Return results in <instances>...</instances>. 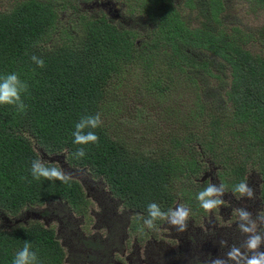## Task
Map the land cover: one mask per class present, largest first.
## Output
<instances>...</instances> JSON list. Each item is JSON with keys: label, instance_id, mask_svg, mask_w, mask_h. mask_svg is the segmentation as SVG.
<instances>
[{"label": "trees", "instance_id": "1", "mask_svg": "<svg viewBox=\"0 0 264 264\" xmlns=\"http://www.w3.org/2000/svg\"><path fill=\"white\" fill-rule=\"evenodd\" d=\"M137 1L135 5L150 20L149 40L141 43L134 32L119 31L106 24L104 17L80 16L77 23H62L58 13L71 0H19L0 11V77L16 73L28 86L21 94L25 112L18 113L14 105H0V211L14 214L24 207L60 200L76 213H85L88 201L76 181L71 180L69 186L32 179L31 162L37 159L32 143L46 154L64 151L70 166L86 168L93 178L101 179L121 205L140 214L142 221L152 202L165 212L176 201L190 215L200 212L196 196L206 188L205 182L198 181L200 157H209L213 165L221 166V184L232 192L243 180L248 163L256 164L264 186V53L251 54L224 33L188 27L180 13L163 0ZM200 1L185 0L184 6L191 9ZM252 1L264 5V0ZM204 4L209 20L219 26L220 0H204ZM195 51L228 66V84L211 71L207 60L194 56ZM161 52L167 58L166 68L161 66L154 79L146 73L140 75L145 80L140 87L138 80L137 95L145 92L156 97V104L164 103L171 89V82L164 79L172 71L188 75L191 70L194 75L213 78L228 106L212 109L202 97L200 85L185 76L179 83L195 86L192 117L199 125L182 133L190 121L186 115L174 113L172 124L179 123V127L160 139L164 144L159 149L144 152L118 134L113 122L121 108L114 106H119L121 90L131 84V69L141 63L156 69L150 66V59ZM32 55L42 58L45 66L37 67ZM97 113L102 124L92 131L99 137L98 143L75 145V124ZM90 130L84 129L85 134ZM78 147H84L86 153L79 160L72 156ZM25 241L32 243L39 264H63L64 253L53 229L38 222L0 228V264H12Z\"/></svg>", "mask_w": 264, "mask_h": 264}, {"label": "rangeland", "instance_id": "2", "mask_svg": "<svg viewBox=\"0 0 264 264\" xmlns=\"http://www.w3.org/2000/svg\"><path fill=\"white\" fill-rule=\"evenodd\" d=\"M19 0H0V11ZM138 2L137 0H135ZM134 0H71L67 9L58 13L59 20L77 23L80 16L88 19L104 17L106 24L117 30H130L136 34L135 40H149L150 20L142 9L135 5ZM141 1L139 0V3ZM165 5H171L180 13V18L187 26L204 27L212 33H224L230 40H237L243 45L242 49L251 54L264 53V5L252 0H220L221 12L219 14V26L208 18L207 7L204 0L196 2L189 9L184 6L185 0H163ZM138 3V4H139ZM69 22V23H70ZM71 29V27H69ZM242 40V42H240ZM194 56L207 60L211 71L220 74L229 80V68L213 56L202 51L193 52ZM152 67L145 68V63L134 66L131 69L129 81L119 96L121 111L115 113L113 124L118 129L120 136L132 145H139L138 149L151 152L159 149L164 142L167 133L179 127V123L172 124V116L176 113L179 117L186 115L189 123L182 127V133L192 130L191 126H198L192 112L195 109L194 85L190 87L187 82L179 83L185 76L195 80V85L201 87L202 97L214 110H220L228 104L224 102L219 85L213 78L205 75H194L187 70L188 75H179L172 71L164 80L170 83V93H167L164 103L156 104V97L148 96L145 92L137 95L135 87L140 79V87L145 78L140 75L149 74L154 79L160 67L166 68L167 58L164 52L154 55L150 59ZM168 63L170 61L168 60ZM129 68H125L127 71ZM145 74V75H146ZM114 85L116 83L114 82ZM113 85V86H114ZM134 85V86H133ZM109 87V90L113 89ZM117 89L112 92V98L116 100ZM165 108V112L163 107ZM110 107H113L110 106ZM111 111H109V114ZM194 114V113H193ZM170 115V117H169ZM169 117V118H168ZM108 121V120H105ZM126 141V142H127ZM37 154V159L42 158L50 163H58L66 172H70L72 180L76 181L89 204L85 214L73 213L63 201L44 202L39 205L24 207L14 214H6L0 211V228L10 229L19 224L38 222L44 227H51L54 236L64 251L63 264H211V259L217 257L227 261L226 253L233 244L243 250L247 234L239 231L237 209L244 208L251 213V220L257 225V233L264 236V201L261 197V181L256 169V164L248 163L245 168L244 181L253 187L255 197L248 199L224 191L220 197L224 203L212 212L201 209L200 212L189 215L188 228L184 233L176 232L175 228L166 221L159 229L153 230V238H146L140 242L139 234L128 230L132 215L116 199H113L106 191L99 178H93L86 168L70 166L65 160V152L43 153L32 143ZM201 172L198 181L211 183L219 187L221 180L219 172L221 166L214 167L209 157H200L198 160ZM181 204L176 201L171 209ZM184 205V204H183ZM185 206V205H184ZM194 217V218H192ZM192 218V220L190 219ZM226 241V243H221ZM259 251L264 252V244ZM227 264H233L227 261Z\"/></svg>", "mask_w": 264, "mask_h": 264}, {"label": "clouds", "instance_id": "3", "mask_svg": "<svg viewBox=\"0 0 264 264\" xmlns=\"http://www.w3.org/2000/svg\"><path fill=\"white\" fill-rule=\"evenodd\" d=\"M30 58L37 67L43 68L45 66L42 58L36 55H32ZM27 87V84L22 82L16 73L0 77V105H14L18 113L25 112L27 106L22 101L21 94L27 91ZM101 124L100 113L95 116L81 118L75 124V130L72 133L73 143L80 146L98 143L99 137L92 130L100 127ZM86 128L91 130L85 134L84 129ZM85 154V148L78 147L72 153V156L74 159L79 160ZM30 173L32 179L36 181L43 178L48 181H60L70 186V181L72 180L71 173L64 171L58 163H50L42 158L31 162ZM21 180H27V177H21ZM28 182L31 183V181ZM224 187L223 184L217 187L208 183L207 187L196 196L199 206L209 213L219 208L224 203L220 199L224 194ZM233 192L239 194L240 197H247L248 199L255 197V190L247 181H241L234 185ZM236 211L241 221L239 231L247 234V239L244 241L243 250L235 244L231 246L226 253L227 261H231L233 264H264V252L259 251L261 245L264 244V236L257 233V225L251 220L250 212L244 208H239ZM147 213V218L143 220V226L139 229L141 232L144 231V227L150 230L155 229L157 221H166L178 233L187 231L190 211L184 205H179L174 210L169 209L165 212L161 210L157 203L152 202L147 205ZM260 219L264 220V216H261ZM221 243H226V241ZM32 247V243L25 241L22 249L15 254L12 264H39L37 254L32 251ZM227 261L217 257L211 259V264H227Z\"/></svg>", "mask_w": 264, "mask_h": 264}, {"label": "flooded vegetation", "instance_id": "4", "mask_svg": "<svg viewBox=\"0 0 264 264\" xmlns=\"http://www.w3.org/2000/svg\"><path fill=\"white\" fill-rule=\"evenodd\" d=\"M215 168L217 167V166H214ZM258 171V170H257ZM244 175H245V173L243 174V180L242 181H244ZM258 175H259V177H260V181H261V197H262V200L264 201V186H263V180L261 179V176H260V173L258 172ZM101 180V179H100ZM102 181V180H101ZM203 182H205V180L203 181ZM102 184H103V186L105 187V189H106V191L110 194V196L113 198V199H116L117 201H119L117 198H115L112 194H111V192L108 190V188H107V185L102 181ZM206 184V187H207V183H205ZM81 188V187H80ZM81 190H82V193H83V196H84V199L86 200V201H88V199L86 198V196H85V194H84V192H83V189L81 188ZM226 190V192H230V193H232V194H234V195H237V193H233L230 189H226V188H224V191ZM60 201V200H59ZM64 202V201H63ZM120 202V201H119ZM66 204H67V202H65ZM89 204V201H88V203L85 205V206H87ZM121 204V203H120ZM68 205V207L70 208V210L73 212V213H75V214H85V213H76L77 211H75L69 204H67ZM121 207L122 208H124V209H126L128 212H130V215H132V219L130 220V222H129V225H128V230H133V231H135L136 233H138L139 234V236H138V238H137V240H139L140 239V242L141 241H143V240H145L146 238H148L149 237V239H154L153 238V230L154 229H148V228H146V227H144V231L143 232H141V231H139V229L143 226V221H142V219H140V214H138V213H136V212H134V211H132V210H130V209H127V208H125V207H123L122 205H121ZM85 209H86V207H85ZM85 212H86V210H84ZM190 215V214H189ZM190 217V216H189ZM192 218H194V217H192ZM192 218H190L191 220H192ZM163 222L164 221H160V223H156V228L155 229H159L160 227H161V225L163 224ZM58 244H59V242H58ZM59 246H60V244H59ZM61 247V246H60ZM63 250V249H62ZM63 253H64V251H63Z\"/></svg>", "mask_w": 264, "mask_h": 264}]
</instances>
